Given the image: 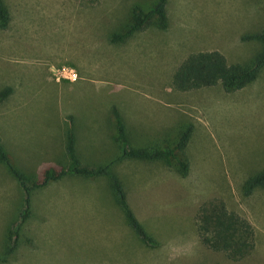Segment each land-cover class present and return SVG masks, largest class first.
I'll return each mask as SVG.
<instances>
[{
	"label": "rangeland",
	"instance_id": "1",
	"mask_svg": "<svg viewBox=\"0 0 264 264\" xmlns=\"http://www.w3.org/2000/svg\"><path fill=\"white\" fill-rule=\"evenodd\" d=\"M0 29V138L15 167L33 181L68 163V134L81 163L105 165L119 154L113 109L133 146L174 142L193 125L188 174L176 164L123 159L113 166L127 202L157 245L127 223L105 176L67 175L31 192L22 241L0 264H264V188L245 182L264 169V67L246 87L220 84L176 91L170 81L192 52L218 50L250 63L262 49L244 35L264 29V0H168L166 30L149 28L122 43L111 34L132 8L156 0H4ZM22 189L0 163V255L23 208ZM253 226L255 248L231 260L199 239L195 217L208 200Z\"/></svg>",
	"mask_w": 264,
	"mask_h": 264
},
{
	"label": "trees",
	"instance_id": "2",
	"mask_svg": "<svg viewBox=\"0 0 264 264\" xmlns=\"http://www.w3.org/2000/svg\"><path fill=\"white\" fill-rule=\"evenodd\" d=\"M167 4L168 0H156L148 10L134 6L128 26L123 31L112 33L110 42L122 43L128 37L149 28L166 30L169 25ZM10 19V11L5 1L0 0V29H6ZM241 39L256 40L262 44V49L250 63H230L218 50L192 52L174 70L170 81L171 87L176 91H190L220 84L228 92L246 87L257 79L264 67V29L254 34L244 35ZM13 92V86L3 87L0 90V105ZM112 111L117 131L116 141L120 151L105 165L94 166L81 163L76 155L74 137L69 133L66 144L68 163L59 168L48 166L42 174L40 173L31 181L15 167L0 138V163L20 185L24 203L18 215V221L12 229L13 238L10 239L6 252L0 255V262H8L20 246L22 225L31 216V192L46 187L67 175H81L88 178L107 177L114 191L116 203L121 208L129 226L143 243L150 246L157 245V241L145 231L130 208L124 187L113 171V166L123 159L162 161L166 165L176 164L182 175L188 174L190 161L186 148L192 136L193 125L187 124L180 127L174 142H167V139H164L163 145L133 146L126 134L127 127L118 109L114 108ZM258 187L264 188V169L245 182L244 191L250 194ZM195 225L198 237L205 246L213 251L222 252L231 260L245 258L255 248L252 224L239 213L229 210L221 199H211L203 203L195 217Z\"/></svg>",
	"mask_w": 264,
	"mask_h": 264
}]
</instances>
